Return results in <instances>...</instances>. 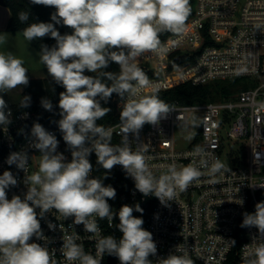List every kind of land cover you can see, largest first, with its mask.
<instances>
[{"label":"clouds","instance_id":"obj_1","mask_svg":"<svg viewBox=\"0 0 264 264\" xmlns=\"http://www.w3.org/2000/svg\"><path fill=\"white\" fill-rule=\"evenodd\" d=\"M33 5L52 7V22H32L22 30L24 39L51 37L55 45H41L39 63L48 75L65 90L59 94L58 128L63 140L71 149V161L57 151L59 141L40 123H34L32 147L40 153L38 170L26 175L27 192L23 198H7L6 190L18 183L10 171L0 175V264H58L55 251L39 243L47 240L41 230L39 217L55 210L63 219L70 217L74 225H83L84 231L96 237L95 255L85 251L76 235H64L60 252L65 264H100L105 254L115 256L120 264H152L150 256L157 254L153 234L143 228L144 221L133 215L143 212L123 205L115 213L108 203L116 197V189L105 186L101 178H90L93 165L89 155L94 152L96 163L110 172L122 166L144 196H155L162 205L173 201L179 192L207 176L209 184H217V176L230 170L218 157L209 159L205 149L196 146L192 156L196 159L184 166L176 163L160 166L166 168L155 175L149 165L143 146L133 151L127 134H137L145 125H158L172 111L159 97V85L150 81L140 67L145 54L164 57L170 52L161 35L170 33L182 37L191 14L190 0H30ZM21 23H27L28 11L17 13ZM55 25L72 29L61 35ZM6 35L0 34V44ZM119 65V72L105 71L110 63ZM85 72L94 75H86ZM28 69L24 61L11 51H0V126L7 127L11 110L3 94L29 84ZM147 90V93H146ZM122 100L120 128L123 145L112 143L113 130L98 124L111 109L102 107L113 94ZM31 97L22 96L19 107L30 106ZM41 106L51 112L50 99L42 98ZM193 136H188L191 140ZM86 145H90L86 146ZM9 165L27 172L29 157L26 152L11 153ZM105 178H107L105 176ZM264 187V185H259ZM243 205V200H238ZM122 233L102 235L100 220L113 223ZM52 229L54 225L49 223ZM241 227H255L259 235L253 237V250L246 253L244 264H264V202L255 205L254 213H244ZM182 254H176L180 253ZM158 264H195L186 245H177L175 252L160 259Z\"/></svg>","mask_w":264,"mask_h":264},{"label":"built area","instance_id":"obj_2","mask_svg":"<svg viewBox=\"0 0 264 264\" xmlns=\"http://www.w3.org/2000/svg\"><path fill=\"white\" fill-rule=\"evenodd\" d=\"M191 14L186 28L177 37L168 34L162 42L170 52L164 57L150 53L140 58V67L150 81L159 85V92L183 83L202 85L225 79L248 77L255 85L228 98L190 104L178 101L168 104L170 111L158 125L145 124L137 134L128 133L127 142L133 151L143 146L151 159L155 175H160L171 163L184 166L192 163L196 146L205 149L209 159L218 157L230 170L217 176V184H209L202 177L186 191L179 192L167 206L152 195L144 196L135 188L134 180L126 174L132 187L128 191L129 204H139L143 212L134 211L142 218L143 228L153 234L157 254L150 256L152 264L175 252L177 245H186L195 264H231L235 235L244 213L255 212V205L264 202V0H190ZM147 93V90H146ZM113 103L120 114L123 100L115 95ZM11 110V123L0 126V175L10 171L18 183L6 190L7 198L27 192L26 175L38 169L40 153L32 147L34 123L43 124L37 112L31 108ZM199 120L193 138L188 137L191 119ZM120 120L109 125L113 134L119 135L121 146L124 136ZM182 128L178 132L177 128ZM45 128V127H44ZM59 141L57 151L71 161V150L52 128H45ZM186 142L179 143L177 135ZM89 146L90 145H86ZM26 152L29 157L27 172L9 165L11 153ZM92 152L89 155L92 164ZM90 178H97L93 171ZM243 200V205L238 200ZM41 230L47 240L30 242L55 251L58 264H65L60 252L64 235H76L85 251L95 255L96 237L84 231L83 225H74L72 217L63 219L55 210L39 217ZM49 223L54 225L52 229ZM115 219L111 226L100 220L102 235L118 239ZM245 239L236 254L244 264L246 253L253 250V237L258 236L255 227H244ZM176 254H182L176 253ZM100 264H120L117 257L105 254Z\"/></svg>","mask_w":264,"mask_h":264},{"label":"trees","instance_id":"obj_3","mask_svg":"<svg viewBox=\"0 0 264 264\" xmlns=\"http://www.w3.org/2000/svg\"><path fill=\"white\" fill-rule=\"evenodd\" d=\"M0 5L7 7L9 10V17L6 24V30L12 33L22 32V30L32 22H52L51 14L55 11V9L52 7H47L43 5H33L30 3V0H0ZM21 11H28L30 13V17L27 23H21L19 21L17 13ZM55 26L61 35L71 34L72 29L63 25ZM168 34L170 33H165L161 35L160 38L163 39ZM30 43L38 52H40L41 45H47L48 47H52L55 45L56 42L51 37L46 36L42 39L33 40ZM105 71L118 73L119 65L114 62L110 63L109 67L105 69ZM85 74L94 75L88 72H85ZM254 85L255 82L253 81V79L248 77L217 79L202 85H191L189 83H183L160 91L159 97L167 104L173 103L175 101H178L181 104H190L197 102H205L209 100L225 99ZM22 87L23 91L21 92L20 101L22 99V96H30L31 102L28 108H31L37 112L40 121L43 124V127L54 129L55 132L63 139V134L58 128L57 121L61 118L59 116L60 110L58 107L59 94L65 89L60 85H57L51 77L29 79L28 86ZM3 98L7 102L8 108L21 109L19 107L20 101L16 103L10 102L7 94H3ZM42 98H48L51 100L53 104V111L49 112L41 106ZM111 98L107 103L101 101L102 107H108L111 109V111L104 118L97 121L98 124H102L105 127H108L109 125L114 124L120 120V114L116 113L114 103ZM112 143L114 145H121L120 136L113 134ZM65 147L71 150L66 143ZM96 159V155L95 153H93L91 160L92 165L94 167L95 175L97 176V178L99 177L103 180L105 186L111 185L116 189L115 199L109 200L108 203L111 205L113 211L115 213H118L119 209L123 205L130 206L128 200V191L132 187V184L127 179L124 171L119 165L114 166V168L110 172H108L101 166L97 165ZM105 176L107 178H105ZM247 213H251V211L249 210L247 211ZM243 218L244 215L241 218L239 230L235 235L234 250L230 256L231 264H240L236 251L245 239L244 227H241ZM114 219L116 226L119 223L118 215L114 216ZM116 230L119 239L122 237V233L117 227Z\"/></svg>","mask_w":264,"mask_h":264},{"label":"rangeland","instance_id":"obj_4","mask_svg":"<svg viewBox=\"0 0 264 264\" xmlns=\"http://www.w3.org/2000/svg\"><path fill=\"white\" fill-rule=\"evenodd\" d=\"M6 9L8 10L7 7H6ZM19 34L21 37H23L22 32ZM19 42L21 45V50L19 52L12 51V50H5V51H11L18 58L23 59L24 66L28 69L27 75H28L29 79L50 77L47 73V69L42 64L39 63V52L31 45L30 42H29L30 44L27 41L22 42V39ZM13 46H17L16 43H12L10 47H13ZM5 49H7V48L5 47ZM0 51H2V50L0 49ZM22 91H23V87H21V88L18 87L15 90L8 92L7 95H8L10 102H12V103L19 102ZM115 95L116 94H114L112 96V98H111L112 101H113V98ZM198 122H199V120L197 118L191 119V123L187 125V127H189V128H187L188 129V134H187L188 136L193 135L194 130L197 127ZM177 130H178V132H181L182 131L181 126L178 127ZM177 139H178L179 143H182L183 145L186 144V142H183L180 139L179 134L177 135Z\"/></svg>","mask_w":264,"mask_h":264},{"label":"crops","instance_id":"obj_5","mask_svg":"<svg viewBox=\"0 0 264 264\" xmlns=\"http://www.w3.org/2000/svg\"><path fill=\"white\" fill-rule=\"evenodd\" d=\"M8 17L9 10H7L5 6L0 5V34L6 35V43L0 44V49L2 51L12 50L19 52L21 50V45L19 41H21L22 39V42H25L26 40L24 39V37L20 36L19 33L21 32L12 33L6 30ZM12 43H16L17 46L10 47ZM5 47L7 49H5Z\"/></svg>","mask_w":264,"mask_h":264}]
</instances>
